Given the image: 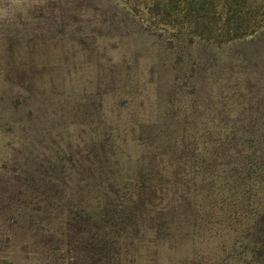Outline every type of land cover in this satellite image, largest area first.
Returning <instances> with one entry per match:
<instances>
[{
	"label": "trees",
	"instance_id": "1",
	"mask_svg": "<svg viewBox=\"0 0 264 264\" xmlns=\"http://www.w3.org/2000/svg\"><path fill=\"white\" fill-rule=\"evenodd\" d=\"M146 5L145 21L166 34L162 41L172 47L165 48L173 49L175 64L164 118L149 126L145 156L133 174L125 176L111 135L97 133L103 122L84 118L71 123L81 135L90 131L84 148L74 149L69 140L63 157L27 159L25 172L16 178L18 195L23 197L20 189L29 185L37 204L45 206L39 212L66 211L67 221L82 223V232H95L103 241L112 237L113 219L131 217L144 205L145 216H154L164 231L156 232L157 239L176 236L179 245H190L193 264H264V0H150ZM125 10L127 16L135 12ZM95 11L98 23L110 28L119 20L117 10ZM84 15L73 11L69 20L75 24ZM53 38L36 36L25 47L36 57L32 69L42 71L24 75L21 87L38 100L45 101L48 91L37 86L43 75L51 84L50 97L64 95L63 77L46 68L76 58V43L84 57L100 59L99 48L88 42L95 39L86 36L66 39L63 58L45 62L38 42L55 50L60 46H53Z\"/></svg>",
	"mask_w": 264,
	"mask_h": 264
},
{
	"label": "rangeland",
	"instance_id": "2",
	"mask_svg": "<svg viewBox=\"0 0 264 264\" xmlns=\"http://www.w3.org/2000/svg\"><path fill=\"white\" fill-rule=\"evenodd\" d=\"M149 2L0 0V264H193L190 245H179L176 236L157 239L159 222L154 216H145L144 205H138L131 217L112 218V237L103 241L95 232H82V223L67 221L66 211L39 212L45 206L37 204L39 197L29 185L20 189L23 197L18 195L16 178L25 172L22 164L27 159L42 158L43 154L63 157L69 140L74 149L84 148L90 131L81 135L71 126L84 118L103 122L97 133L111 135L125 176L133 174L137 161L145 156L149 126L164 118L175 64L173 49L166 50L162 41L166 34L145 21ZM95 8L117 10L116 25L110 28L98 23ZM126 8L135 12L124 15ZM73 11L86 15L74 24L69 20ZM36 36L54 37L53 46H60L47 49L44 41L38 42L45 62L63 58L61 44L68 42L66 39L86 36L95 39L88 42L99 48L100 59L96 54L84 57L83 46L76 43V58L46 68L52 76L63 77L64 87L58 85L64 95L50 97L51 84L43 75L36 77L42 81L34 83L48 91L45 101L38 100L21 87L24 75L42 71L32 69L36 57L25 48ZM182 60L188 61L186 57ZM182 93L177 92L176 98ZM184 100L191 102L188 95ZM17 119L21 122H15ZM105 241L115 245L110 247Z\"/></svg>",
	"mask_w": 264,
	"mask_h": 264
}]
</instances>
